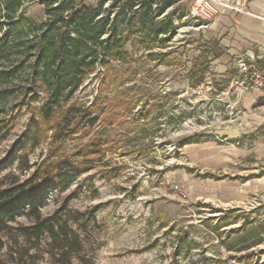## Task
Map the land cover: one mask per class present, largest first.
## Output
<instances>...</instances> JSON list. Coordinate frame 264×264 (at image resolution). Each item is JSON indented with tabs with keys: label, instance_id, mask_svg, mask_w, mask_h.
I'll list each match as a JSON object with an SVG mask.
<instances>
[{
	"label": "rangeland",
	"instance_id": "1",
	"mask_svg": "<svg viewBox=\"0 0 264 264\" xmlns=\"http://www.w3.org/2000/svg\"><path fill=\"white\" fill-rule=\"evenodd\" d=\"M21 1L16 16L24 17L30 34L0 58V69L18 65L58 18L40 0ZM81 1L97 6L101 0ZM113 1L123 6L130 0L105 1L103 13ZM166 1L155 0L153 8ZM193 1L178 0L156 17L162 23L172 14L171 40L163 43L167 35H161L151 42L133 33L125 46L128 62L97 64L83 77L70 103L89 106L100 98L71 136L57 138L50 123L41 126L38 145L26 139L43 102V95L33 100L26 94L28 63L0 87V167L13 158L11 151L18 157L1 175L24 178L61 156L85 169L62 195L51 190L42 209L53 213L69 194L72 211L97 207L83 252L93 264H264V87L231 83L218 94L213 63L202 84L190 87L186 73L211 24L192 17ZM191 136L200 140L181 146ZM44 249L30 252L43 256L42 264L49 260Z\"/></svg>",
	"mask_w": 264,
	"mask_h": 264
},
{
	"label": "trees",
	"instance_id": "2",
	"mask_svg": "<svg viewBox=\"0 0 264 264\" xmlns=\"http://www.w3.org/2000/svg\"><path fill=\"white\" fill-rule=\"evenodd\" d=\"M40 1L46 6L47 14L58 18L47 24L37 44L30 45L18 65L12 69H0L1 87L28 63L31 82L26 86V94L32 92L33 100H39L43 95L42 104L35 107L38 110V118H34L36 128L33 133L25 134L27 140L33 139L34 145L40 143L41 131L45 129L41 127L43 125L51 123V126L57 127V138L71 136L80 130L83 120L95 111L100 97L96 96L89 106H77L70 103L73 94L83 77L92 72L97 64L106 65L112 60L128 62L129 54L125 46L131 34L142 33L151 42L159 41L161 35H167L161 39L163 43L173 38L175 27L172 14L162 23H158L156 17L178 0H167L157 9L153 8L155 0H130L123 6L119 1H113L107 13H103L102 6L108 0H101L97 6L78 0ZM21 6V0H0L1 18H4V23L0 21V58L10 57L9 51L15 42L30 34L23 25L24 17L16 16ZM32 49L35 53L30 55ZM220 54L216 40L205 42L201 54L186 73L190 87L202 84L212 61ZM258 64L264 67L259 60ZM237 75L238 72H235L229 77L213 78L216 92H225ZM261 130L264 132V128ZM4 136V128L0 125V138ZM199 138L187 137L181 146L197 142ZM23 147L25 145L21 149ZM11 152L13 158L4 160L5 164L0 167V253L8 249L6 258L0 256V264H42L40 260L43 256L30 252L43 244V251L49 257L44 264H93L83 252L85 235L96 224L97 207L72 211L69 208L72 194H69L53 213L44 215L42 209L51 190L62 195L85 169L73 166L66 156H61L37 167L27 177L2 176V170L12 166L18 158L14 151ZM30 169L29 164L23 168L26 171ZM20 217H25L30 223H20ZM25 255L29 259L24 261Z\"/></svg>",
	"mask_w": 264,
	"mask_h": 264
},
{
	"label": "crops",
	"instance_id": "3",
	"mask_svg": "<svg viewBox=\"0 0 264 264\" xmlns=\"http://www.w3.org/2000/svg\"><path fill=\"white\" fill-rule=\"evenodd\" d=\"M208 29V41L216 40L221 50L212 62L216 78L238 71L241 55H256L264 64V0H248L247 13L221 10Z\"/></svg>",
	"mask_w": 264,
	"mask_h": 264
},
{
	"label": "built area",
	"instance_id": "4",
	"mask_svg": "<svg viewBox=\"0 0 264 264\" xmlns=\"http://www.w3.org/2000/svg\"><path fill=\"white\" fill-rule=\"evenodd\" d=\"M221 10L247 13L248 0H194L190 13L203 24L209 25ZM237 69L238 75L232 79L231 83L245 86L248 89L264 87V67L258 64L256 55L239 56Z\"/></svg>",
	"mask_w": 264,
	"mask_h": 264
}]
</instances>
